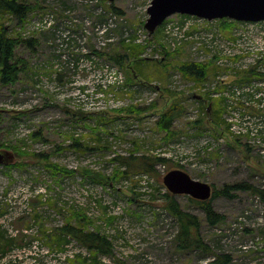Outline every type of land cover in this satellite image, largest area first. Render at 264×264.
Instances as JSON below:
<instances>
[{"label":"rangeland","instance_id":"obj_1","mask_svg":"<svg viewBox=\"0 0 264 264\" xmlns=\"http://www.w3.org/2000/svg\"><path fill=\"white\" fill-rule=\"evenodd\" d=\"M151 1L27 0L32 10L24 21L0 15V25L8 28V36L37 40L33 48L27 43L16 48L15 62H21L16 83L0 84V110H7L0 117V139L3 149L16 153L15 163L22 164L0 166V208L7 209L0 229L6 236L18 234L17 242L26 244L0 257V264H83V260H88L87 264H213L226 254L231 258L228 264H264L261 196L241 190L234 198H214L215 211L225 219L211 225L193 198L173 195L182 210L198 217L199 236L211 251L205 253L189 242L180 247V222L166 207L169 191L163 182L168 170L181 169L195 180L209 183L213 194L239 182L264 192V153L258 137L264 132L263 109L258 102L242 104L245 99L227 87L237 81L250 88L251 84L260 87V78L250 73H260V56L264 59V23L209 22L172 15L164 23L172 30L190 21L185 32L193 39L183 43L185 40L179 39L182 29L172 31L170 39L164 25L154 35L148 33L145 25ZM112 5L123 13H116ZM49 15L54 16L55 24L40 30L38 24ZM98 26L106 29L105 33L99 35ZM121 32H127L129 40ZM57 33L69 44L74 34H88L87 52L74 51L73 57L63 61L53 49ZM208 36L222 47L216 51L206 48ZM109 38L114 41L100 44ZM234 38L241 43L232 46ZM119 55L127 57L124 66L115 60ZM192 58L217 65L218 70L209 72L202 83L188 81L178 64ZM145 59L144 67L137 66ZM82 60L91 68L84 62L82 66ZM97 74L107 84L113 81L107 96L113 95L109 99L116 107L90 114L77 94L89 83L92 88ZM139 80L151 85L137 84ZM123 84L127 91L119 89ZM174 94L186 112L170 136L156 121L175 102ZM144 108L150 109L141 112ZM237 109H246V113L233 112ZM230 122L239 124L233 132ZM205 137L215 145L199 151L195 161L182 164L183 151L177 146L185 143L193 150L206 143ZM77 142L82 147H73ZM16 144L21 145L22 153L11 148ZM130 153L171 161L157 167L158 178L128 174L113 180L115 173L125 171L115 158ZM41 154L73 170L74 175L60 174L56 179L44 167L45 160L36 158ZM80 209L86 229L111 241L112 255H95L73 239L58 245L56 230ZM73 223L77 221L73 219Z\"/></svg>","mask_w":264,"mask_h":264},{"label":"trees","instance_id":"obj_2","mask_svg":"<svg viewBox=\"0 0 264 264\" xmlns=\"http://www.w3.org/2000/svg\"><path fill=\"white\" fill-rule=\"evenodd\" d=\"M111 9L114 10L118 14L123 13L120 9H117L113 5ZM31 10H32V7L30 4H27V0H0V15L7 14L10 16H13L14 19L18 20V22L24 21L30 14ZM224 21L231 22V23H238V22L231 21L229 19H224ZM238 24H241V23H238ZM126 34L122 33L123 36H125ZM193 35L196 38V34H193ZM187 36H192V35H187ZM210 38L211 36H208L207 40L206 41L204 40L205 41L204 45L206 46V48L208 47L212 49L213 51H216V49H218L219 47H222L221 45L222 43H220L219 41H216V38H213L209 41ZM65 39L66 38H64L62 35H58V33L55 34L56 41H65ZM232 41L236 42L237 39L234 38ZM186 42L187 41H183V43H186ZM21 43H27L30 47L33 48L36 46L37 40L31 39V40L23 41L21 39H13L10 36H8V28H6L5 25H0V84L3 86L14 85L16 81L18 80V74L20 71L18 66L21 62H18V63H16L17 61L15 62L16 60L15 51H16L17 46L20 45ZM134 49L132 48L130 50L132 51ZM139 51L140 49L137 51V53ZM168 56H171V54H168L167 57ZM115 60L118 62L120 66H124V64L127 62V57L123 55H119L117 56V58H115ZM145 64H147V59L140 60L137 63V66L144 67ZM178 65H179L178 66L179 71L182 73L183 77L186 80L191 81V82H196L198 84L204 82L208 78L209 72L210 73L212 72L213 74L215 73V71L218 70V68L216 67L217 65L210 66L206 62H198L194 58H192L191 61L181 62ZM162 66L164 67V65ZM167 68L168 66H165V69ZM250 74L260 78V81H264V74L261 71L260 73H257L256 70H253L251 71ZM238 83H241V82H238ZM137 84H140L143 86L151 85L148 82H145L143 80H139ZM166 91L171 94L170 90H166ZM247 95H248L247 99L254 100V95H251L250 92H248ZM174 96H175V102L164 113H162L159 119L156 121L157 127L160 130L165 131L168 134H170V136L173 135V128L175 126L176 121L180 119L181 117H183L186 112L185 107L181 104V100L176 98L177 96L175 94ZM196 99L199 100L197 96H196ZM261 102L262 100L260 99V103ZM151 107H154V106H151ZM147 109H150V108L140 109V111L145 112L147 111ZM260 117L263 118L264 115L260 114ZM260 134L263 135V132L261 131ZM262 140L264 142V138ZM3 146H4V143L0 139V149H3ZM19 146L21 147V145L16 144V145H12L11 148L14 149L15 151L17 150L20 151L21 148ZM73 147L79 148V147H82V144L77 142L76 144H73ZM36 158H42L45 160L44 167L48 171L52 172L51 175L53 177H56V179L59 178L57 177V175H60V174L74 175L73 170L63 168L60 165L50 162L49 156H44L41 154V155H37ZM115 161L119 163V167L125 169L124 172L115 173L113 180L117 181V179H119L120 177L124 178L128 174H136V175L145 174V175L151 176L152 178L153 177L158 178L160 174L158 173L157 167L160 165L167 166L171 160L163 156H156V155L155 156L154 155H141L140 156V155H135L134 153H130L129 156H119V157L117 156L115 158ZM17 166L20 167L22 166V164L17 165V163H15V164L7 166L6 168H14ZM169 171H171V169L168 170V172ZM99 177L103 178V176H99ZM143 188H145V186H143ZM241 190H250V191L253 190V193L255 195H258V197L261 196L264 199L263 191H261L260 189L255 190L252 186H250L246 182H239L233 185H226L222 190L215 191L212 199L209 201H199L195 199L194 200L191 199V201L199 205V207H201L205 211L207 218L209 220V223L211 225H218L220 222H222L225 219V217L215 211L212 205L213 199L219 196H226V197L234 198L237 195L236 193ZM50 200L52 201V199H49V201ZM166 201H167L166 207L168 208L169 211H171V213L180 222V233L177 238L178 240H180L179 241L180 247L186 246L184 244L189 242L190 244H195L197 249H200L201 251H204L205 253L211 252L209 247L204 242L203 238L199 236L200 235L199 234L200 222H199L198 217L189 212L182 210L179 202L174 198L171 192H167ZM39 202L43 203L42 196L39 197ZM82 211L83 209L75 210L76 213L72 217L67 218V222L62 227L56 230L57 232L55 234L58 237V245L64 246L66 243L69 242L68 239H73L76 242H78L81 246L85 247L90 252L94 253L95 255H99V254L112 255L113 246H112L111 241L106 236L102 235L100 232H94V231H90L86 229L85 221L83 220L85 219V217ZM6 213H7L6 208H0V219H2L6 215ZM73 219L77 221V224L73 223ZM195 229L197 230V235L194 234ZM12 243H13L12 240L8 238V236H6V232L0 229V248L2 251V253L0 252L1 253L0 257L4 256L10 250L9 246H11ZM25 245H26L25 243L22 244L23 247ZM221 257L218 258V261L213 262V264H228L231 261L230 256L221 255ZM82 263L87 264L88 260H83ZM96 263L98 264V262Z\"/></svg>","mask_w":264,"mask_h":264},{"label":"water","instance_id":"obj_3","mask_svg":"<svg viewBox=\"0 0 264 264\" xmlns=\"http://www.w3.org/2000/svg\"><path fill=\"white\" fill-rule=\"evenodd\" d=\"M113 2L115 0H109ZM147 31L153 35L167 18L175 14L193 15L208 20L231 19L243 22L264 21V0H152L147 9ZM7 110H0V116ZM14 151L0 149V166L15 164ZM164 185L173 195H187L199 201H209L213 187L195 180L181 169L169 171Z\"/></svg>","mask_w":264,"mask_h":264},{"label":"built area","instance_id":"obj_4","mask_svg":"<svg viewBox=\"0 0 264 264\" xmlns=\"http://www.w3.org/2000/svg\"><path fill=\"white\" fill-rule=\"evenodd\" d=\"M191 18H196L197 20L201 21V20H204V19H200V18H197V17H192ZM190 21L186 22L185 25L183 28L179 27V26H176L175 29H177V31L179 32L180 29L183 30V32H181V37L182 38H179L181 40H185V41H188V39H193L192 36H187L185 30L188 26ZM209 22H212V21H209ZM53 24H55V20H54V16H47L45 18V20L43 22H41V24H38V27L39 29H43L45 26L47 27H51ZM101 26H98V34L99 35H102L103 33H105L106 29H102L100 28ZM164 30H165V36L166 38L170 39L171 38V35L173 34L172 31V28H171V25L170 24H165L164 25ZM87 33V31H86ZM88 34H74L73 36H71V42L72 44H69L68 42L67 43H63L62 41H55L54 44H53V49H54V52L56 54V56L60 57L63 61H65V59L67 58H71L74 56V51L77 52V53H85L87 52V50H85V43L87 42V37ZM128 33L126 34V37H127ZM66 36V35H65ZM74 38V39H72ZM125 38V36H124ZM173 38V36H172ZM125 39H128V38H125ZM237 41L233 43L232 41V46H237V44L235 43H241L239 42L238 38H236ZM129 40V39H128ZM114 41V38H109L107 39L106 41H103L101 42L100 40V44L101 45H106L108 42H113ZM77 43V44H76ZM74 45H77V48L74 49L73 46ZM244 47V50H247V47L243 46ZM262 56V55H261ZM260 56V68L259 70L261 72L264 73V64L262 63V57ZM243 60V59H242ZM241 60V61H242ZM83 62H84V65L85 66H88L89 68H91L89 62H85V60L83 61L82 60V66H83ZM245 67V66H244ZM92 70V69H91ZM92 76H90L89 78L91 79ZM95 79L93 81L94 83V86H91L92 88H90V83H89V86L88 85H85L86 89L85 91H80L79 94H77V97H79V103L81 105H83V107L86 109L87 112L89 113H95V112H103L105 111L107 108H109L110 106H113L114 108L116 107V104L113 103V101H111L109 98H111L113 95H108L107 96V89L111 86H109V84L111 82H113L112 80H109V84L106 83V81L104 80V78H102V75L100 74H97L95 76ZM124 79L120 77V82H122ZM254 82V81H253ZM125 83V82H124ZM252 83V82H251ZM228 88H233V92H238L239 95H241L243 97V99H245V102L243 101L242 104H250V103H254V102H258V100H262L260 104V108H262V112L264 113V81H260V87L256 88L254 86V84H251V88L249 86H246V85H243V84H240V85H228ZM121 90H125L127 91L128 90V87H125V85H121V87L119 88ZM248 92H250L251 95H254V100H250V99H247L248 98ZM258 99V100H256ZM245 108V107H243ZM236 111L238 112L239 115H243L246 113V109H237V110H233V112ZM261 120V118H260ZM231 123V131L233 132L235 129H237L238 125L239 124H234L232 122ZM263 132V131H262ZM248 134H250L248 132ZM264 134V132H263ZM258 137H260V145H262V153H264V142H263V138L264 136L262 134H258ZM203 140H205V144H202V142L200 143V145L194 149L192 148L193 150H190V149H187V147L185 146V143H182V144H179L177 146V149L180 150V151H183V154L182 152L180 153L181 154V163L182 164H187L189 163V161H195L196 160V157L198 156L199 154V151L201 152H204V150H208V148L211 146V145H215V143H212L211 144V138L209 137H205L203 138ZM205 146V148H204ZM211 149V148H210ZM196 165V162L195 164Z\"/></svg>","mask_w":264,"mask_h":264},{"label":"flooded vegetation","instance_id":"obj_5","mask_svg":"<svg viewBox=\"0 0 264 264\" xmlns=\"http://www.w3.org/2000/svg\"><path fill=\"white\" fill-rule=\"evenodd\" d=\"M8 238H10L13 243L11 244V246H9V249L10 250L5 254L6 257L9 255V253H10V251H11L12 248L17 247V248H22L23 249V246H22L23 243L22 242L21 243H18L17 242L18 241V238H19L18 234L9 235Z\"/></svg>","mask_w":264,"mask_h":264},{"label":"bare ground","instance_id":"obj_6","mask_svg":"<svg viewBox=\"0 0 264 264\" xmlns=\"http://www.w3.org/2000/svg\"><path fill=\"white\" fill-rule=\"evenodd\" d=\"M230 252V251H229ZM227 255V254H226Z\"/></svg>","mask_w":264,"mask_h":264}]
</instances>
